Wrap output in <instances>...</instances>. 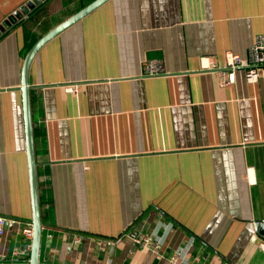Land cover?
<instances>
[{
    "label": "crops",
    "instance_id": "0c3cea01",
    "mask_svg": "<svg viewBox=\"0 0 264 264\" xmlns=\"http://www.w3.org/2000/svg\"><path fill=\"white\" fill-rule=\"evenodd\" d=\"M30 1L0 0V24ZM93 1H41L0 36V217L18 222L0 236V264L30 258L13 259L32 218L18 90L28 46ZM263 35L264 0H110L40 50V264H173L178 249L185 263L264 264V76L238 70L222 87L213 69ZM148 60L164 74L145 76Z\"/></svg>",
    "mask_w": 264,
    "mask_h": 264
},
{
    "label": "water",
    "instance_id": "95a60500",
    "mask_svg": "<svg viewBox=\"0 0 264 264\" xmlns=\"http://www.w3.org/2000/svg\"><path fill=\"white\" fill-rule=\"evenodd\" d=\"M41 1L45 0H31L27 4L13 11L8 15L3 22L0 24V36L10 30L19 21L27 17L30 12L36 8ZM110 0H95L85 8L71 16L68 20L42 36L38 39L35 44L28 51L21 71V85L18 90L21 92L22 98V110L24 116V128H25V141H26V153L28 160L29 170V184H30V195H31V206H32V219L31 223L33 226V238L32 246L30 251V258L28 264H40V250L43 237L44 223L41 217V203L39 194V182H38V166L36 160L35 150V137H34V124L32 115V100L31 91L33 89L30 84V72L35 57L40 50L51 40L55 39L66 29L72 25L78 23L84 17L88 16L96 9L104 5ZM256 230L264 236V220L256 222Z\"/></svg>",
    "mask_w": 264,
    "mask_h": 264
},
{
    "label": "built area",
    "instance_id": "2783aa9c",
    "mask_svg": "<svg viewBox=\"0 0 264 264\" xmlns=\"http://www.w3.org/2000/svg\"><path fill=\"white\" fill-rule=\"evenodd\" d=\"M145 76H160L164 74V69L160 61L148 60L144 64ZM218 72L219 83L222 87L231 86L235 83L236 71L242 70L245 73L247 82H257L262 76H264V35L260 36L254 45L252 46L249 57L242 58L240 55L229 53L227 55L226 64L224 68H216ZM16 220L0 217V236L4 234L5 228L8 224H16ZM24 236V244L20 249L14 250L13 259L14 261H20L28 259L30 256L32 238H33V226L31 222L26 223L22 230ZM134 243L140 249H152L157 258H162V246L160 243L153 245L150 241V237L146 234L136 232L132 234ZM107 244L112 242L107 241ZM170 262L173 264H192L185 263L183 260V251L178 249L170 257Z\"/></svg>",
    "mask_w": 264,
    "mask_h": 264
},
{
    "label": "trees",
    "instance_id": "16d2710c",
    "mask_svg": "<svg viewBox=\"0 0 264 264\" xmlns=\"http://www.w3.org/2000/svg\"><path fill=\"white\" fill-rule=\"evenodd\" d=\"M32 45H33V44H32ZM32 45H29V46H28V49L31 48ZM29 50H30V49H29ZM31 219H32V218H31ZM30 222H31V221H30Z\"/></svg>",
    "mask_w": 264,
    "mask_h": 264
}]
</instances>
